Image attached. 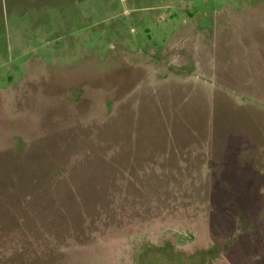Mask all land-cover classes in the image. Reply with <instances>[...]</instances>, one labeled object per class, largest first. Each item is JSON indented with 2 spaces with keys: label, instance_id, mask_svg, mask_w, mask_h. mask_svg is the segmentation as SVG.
Wrapping results in <instances>:
<instances>
[{
  "label": "rangeland",
  "instance_id": "obj_1",
  "mask_svg": "<svg viewBox=\"0 0 264 264\" xmlns=\"http://www.w3.org/2000/svg\"><path fill=\"white\" fill-rule=\"evenodd\" d=\"M0 264H264V0H0Z\"/></svg>",
  "mask_w": 264,
  "mask_h": 264
}]
</instances>
